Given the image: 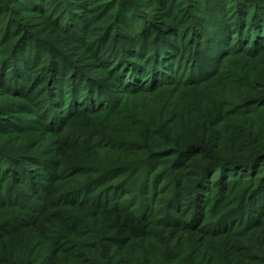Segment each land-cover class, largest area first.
I'll return each instance as SVG.
<instances>
[{
  "label": "trees",
  "instance_id": "trees-1",
  "mask_svg": "<svg viewBox=\"0 0 264 264\" xmlns=\"http://www.w3.org/2000/svg\"><path fill=\"white\" fill-rule=\"evenodd\" d=\"M0 264H264V0H0Z\"/></svg>",
  "mask_w": 264,
  "mask_h": 264
}]
</instances>
